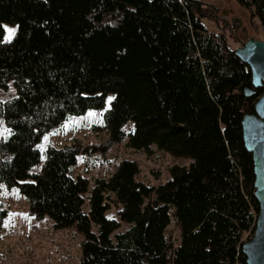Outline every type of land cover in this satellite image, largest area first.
Here are the masks:
<instances>
[{
  "label": "trees",
  "instance_id": "16d2710c",
  "mask_svg": "<svg viewBox=\"0 0 264 264\" xmlns=\"http://www.w3.org/2000/svg\"><path fill=\"white\" fill-rule=\"evenodd\" d=\"M234 1L264 33V0ZM203 16L200 0H0V89H14L0 101L8 130L0 184L16 186L36 219L75 228L78 264H244L240 244L252 235L257 206L240 120L263 88L243 96L249 70ZM4 25L15 28L9 40ZM107 95L109 144L126 138L128 148L154 147L189 164L171 166L152 186L123 159L88 190L70 172L78 150L66 145L47 146L32 172L43 133L102 109ZM108 201L117 219L106 216ZM171 213L175 247L164 234ZM5 215L0 205V229Z\"/></svg>",
  "mask_w": 264,
  "mask_h": 264
},
{
  "label": "rangeland",
  "instance_id": "374dc122",
  "mask_svg": "<svg viewBox=\"0 0 264 264\" xmlns=\"http://www.w3.org/2000/svg\"><path fill=\"white\" fill-rule=\"evenodd\" d=\"M200 2L205 14L200 18L201 24L207 31L221 35L230 49L240 47L249 37L264 41V33L257 19L251 17L234 0ZM3 29V38L9 40V31L15 28L4 25ZM13 95L11 82H8L5 89H0V101ZM110 97H105L102 109L87 110L84 114L70 117L44 132L38 143L40 162L31 171L40 170L47 146L59 148L66 145L76 146L78 150L76 162L70 172L73 176L84 177L88 190L94 180L107 179L123 159L135 161L138 165L136 180L152 186L168 179L171 166L189 164V158L175 157L154 147L149 152L128 148L125 145L126 138L119 143L109 144L102 115ZM130 126L131 123L128 122L123 128L127 130ZM7 134L8 130L0 117V138ZM86 196L87 193L83 194L85 209ZM0 205L6 211L0 229V264H78L82 236L73 226L56 229L47 217L36 219L30 214L27 201L16 186L6 187L0 184ZM116 209L115 203L108 201L106 216L117 219ZM169 221L164 234L172 247H175L179 241V230L172 213ZM125 227L126 224L121 222L119 230L122 231Z\"/></svg>",
  "mask_w": 264,
  "mask_h": 264
},
{
  "label": "water",
  "instance_id": "95a60500",
  "mask_svg": "<svg viewBox=\"0 0 264 264\" xmlns=\"http://www.w3.org/2000/svg\"><path fill=\"white\" fill-rule=\"evenodd\" d=\"M232 53L250 73L249 85L242 87L243 96L250 98L263 88L253 101L252 112L244 105L240 120L243 148L251 157L252 197L257 206L252 235L240 244V252L244 264H264V41L249 37Z\"/></svg>",
  "mask_w": 264,
  "mask_h": 264
},
{
  "label": "snow or ice",
  "instance_id": "6c2138e0",
  "mask_svg": "<svg viewBox=\"0 0 264 264\" xmlns=\"http://www.w3.org/2000/svg\"><path fill=\"white\" fill-rule=\"evenodd\" d=\"M14 34V30H10L9 31V38H11V35H13Z\"/></svg>",
  "mask_w": 264,
  "mask_h": 264
}]
</instances>
